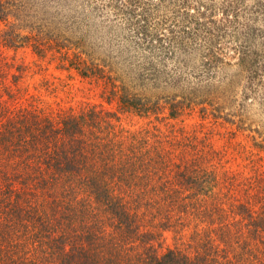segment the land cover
I'll list each match as a JSON object with an SVG mask.
<instances>
[{
	"label": "trees",
	"instance_id": "obj_1",
	"mask_svg": "<svg viewBox=\"0 0 264 264\" xmlns=\"http://www.w3.org/2000/svg\"><path fill=\"white\" fill-rule=\"evenodd\" d=\"M228 7L0 0V264H264V173L235 168L211 127L264 151L247 102L264 112V0ZM23 48L112 108L43 105L7 56ZM193 113L209 121L186 127Z\"/></svg>",
	"mask_w": 264,
	"mask_h": 264
},
{
	"label": "rangeland",
	"instance_id": "obj_2",
	"mask_svg": "<svg viewBox=\"0 0 264 264\" xmlns=\"http://www.w3.org/2000/svg\"><path fill=\"white\" fill-rule=\"evenodd\" d=\"M229 9L236 13L249 14L252 5H256L257 0H227ZM94 25L95 21L91 20ZM9 58H14L15 62L28 68L26 77L22 80L24 88L41 99V103L51 109H77L86 107L112 108L113 105H107L102 97V89L94 84L90 79H82L74 70L61 68V62L56 56L39 58L34 55L29 48L19 49L17 51H7ZM252 113L255 112L253 119L257 123L264 124V112L259 110L256 103H250ZM263 109V108H260ZM203 119V120H202ZM182 120V119H181ZM209 118H201L198 113H193L183 117V124L186 127L207 123ZM145 123L134 117H122V124L127 127H138ZM212 123V122H211ZM216 133H222L223 138H217L215 144L221 146L227 141L230 142L228 149L230 156L235 159L233 166L242 169L246 173L261 171L264 173V151L258 152L252 147V141L247 137V133L238 131L231 136L230 131H236V127H230L221 121L212 123ZM257 136L255 134H250ZM259 141V139H258ZM174 233L166 232L164 234L163 248L174 247L178 243L173 240Z\"/></svg>",
	"mask_w": 264,
	"mask_h": 264
}]
</instances>
